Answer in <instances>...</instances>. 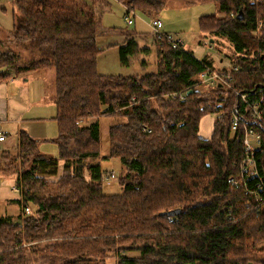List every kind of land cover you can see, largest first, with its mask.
<instances>
[{
	"label": "trees",
	"instance_id": "16d2710c",
	"mask_svg": "<svg viewBox=\"0 0 264 264\" xmlns=\"http://www.w3.org/2000/svg\"><path fill=\"white\" fill-rule=\"evenodd\" d=\"M99 1L12 0L8 45L32 48L41 57L23 60L13 49H0V81L12 73L55 69L59 133L53 142L59 157L42 154L40 139L26 131L19 134L15 157L9 161V151L2 152L8 161L0 171L23 163L17 181H25L22 198L34 212L25 222L0 217V264H27L25 249L16 248L50 237L58 239L41 251L63 264H107L110 258L117 264H264V210L251 211L253 197L239 183L244 126L231 128L232 113L243 112L245 103L227 85L210 93L201 87L205 64L214 67L208 57L160 45L153 36L156 72L101 74ZM117 1L126 14L139 10L148 16L166 3ZM187 1L220 6L222 16H201L200 29L212 40L225 37L234 45L240 71L233 72L230 84L245 93L263 89L264 96V0ZM5 43L1 40L0 48ZM148 50L127 37L121 60L127 65ZM180 93H186L184 99L173 96ZM219 105L225 114L214 120L212 136L202 138L204 119ZM261 111L263 121L253 125L264 138V103ZM117 115L127 121L110 126L106 158L120 159L126 173L118 180L122 191L107 194L96 160L99 117ZM244 120L252 123L249 114ZM60 160L64 172L47 180L58 175ZM37 183L46 191L38 192ZM171 210L179 214L168 215Z\"/></svg>",
	"mask_w": 264,
	"mask_h": 264
},
{
	"label": "rangeland",
	"instance_id": "374dc122",
	"mask_svg": "<svg viewBox=\"0 0 264 264\" xmlns=\"http://www.w3.org/2000/svg\"><path fill=\"white\" fill-rule=\"evenodd\" d=\"M163 6L160 13L153 16L145 15L141 11L136 10L135 14H132L135 22L129 24L126 21L127 10L122 3L117 0H100L99 3L96 4L97 8L95 9H97V13H100V20L102 23L99 35H97V44L102 51L98 59V71L101 74L141 76L145 73L157 71L158 56L156 44L152 40L150 34L151 28L148 24L154 16H158L162 20L166 31L182 38L185 42V50L192 52L197 58L200 59L204 56L208 57V59L212 61L214 68L221 71L224 69L234 71L236 66L239 68L236 72L240 71V66L235 64L238 55L235 53L232 42L225 37L212 40L211 37H208L200 29L199 21L201 16L211 14L222 16V11L218 4L210 1L204 3H189L187 0H166ZM13 8L14 5L12 0H0V41L4 40L6 42L4 44L5 46L8 45V41L6 40L7 36L14 27ZM132 36L140 42L142 48L149 47L150 50L147 52H140L132 57L130 63L126 65L121 60L120 47L124 45L127 37ZM207 43H211V49L205 48ZM4 47L0 49L3 51L13 49L17 51V53H20L23 60L41 57L37 50L22 45H16L15 43L9 44L6 48ZM143 62L146 64L143 65ZM0 72H4V69L0 70ZM15 76L16 75L12 73L10 78ZM12 83L13 84H9V92L15 95V99L22 101V104L26 105L27 109H23L24 116L28 114L33 118H42V122L34 124V128L43 133L41 137H38L41 141L40 147H38L40 152L42 154L59 157L58 145L53 142V139H55L59 133L57 122L53 119L57 112L55 104V69L52 67L47 71L23 72L20 73V75L18 74L17 78L13 79ZM7 85L8 84L5 86L6 90H8ZM201 87L208 92H211L214 88H208L204 85ZM215 116V114L209 115L211 118ZM23 119H25V117H23ZM5 121L4 117L0 119V130L3 132H9V130H11V136L15 137L17 133V123ZM125 121H127V118L123 115L99 117L101 144L100 155L96 160L100 161L102 171L105 175L103 186L104 192L107 194H118L122 191V187L118 180L122 173H126L120 159L106 158L110 151L109 128L113 124L123 123ZM3 151H9L8 156L5 157H8L9 159H6L10 161V157H15L17 154L18 148L17 145L15 146L13 144V140L0 144V165L6 168V162L8 160L2 157ZM87 160L89 161V159ZM63 164L64 161L60 160L57 176L48 177L46 179L56 181L64 172ZM15 167L16 169L12 168L6 173L0 171V180L5 179V181L0 184V217H10L15 221L25 222L26 218L34 212V208L32 205L27 206L22 198V190L23 188H27V186H25V181L22 178H20V181H17L18 176L21 175V171L23 170V163L19 160ZM16 171H19V175L15 173ZM113 172L115 178H111V173ZM18 182L21 183L19 184ZM37 187L40 193L46 191V188L43 189L40 183H37ZM16 189H18V191H16ZM25 206L30 208V214L24 217L23 215L26 214L23 213ZM57 239L58 238L50 237V239L44 238L34 242H25L16 249L19 250L21 247L25 249L24 255L28 259L27 264H63V260L56 259L54 254L48 251H41V249L46 247L47 243L50 244ZM260 246L264 247V242ZM107 264H117V259L110 258Z\"/></svg>",
	"mask_w": 264,
	"mask_h": 264
},
{
	"label": "built area",
	"instance_id": "2783aa9c",
	"mask_svg": "<svg viewBox=\"0 0 264 264\" xmlns=\"http://www.w3.org/2000/svg\"><path fill=\"white\" fill-rule=\"evenodd\" d=\"M132 14H135L134 10H131L126 15V21L129 24H133L135 21L132 17ZM151 28L152 36L160 45H171L174 48L185 49V42L182 38H179L177 35L168 32L164 29V23L158 16L152 17L151 21L148 23ZM205 45V44H204ZM211 43L205 45L206 49H211ZM239 68L236 66L234 71L230 70H218L214 67L205 64L204 71L200 74V84L205 87H215L217 85H227L233 89L236 94L243 100L245 103L243 112L234 111L231 118V128L235 132L239 129L240 126H244V156L239 164V183L243 186L246 192H248L252 197L253 201L249 204L251 211H261L264 210V142L263 135L259 128H255L253 124L256 122H262L263 116L261 107L264 103V96L261 95L263 89L255 90L253 92L245 93L235 89L230 84L232 80L233 72L238 71ZM186 94V93H185ZM185 94H174V97H180L181 99L185 98ZM224 109L219 105L213 114H215V119L222 117ZM246 114L251 116L252 123H246L244 117ZM6 139V135L0 133V142ZM111 178H115L114 172L111 173ZM18 191V189H16ZM23 216L30 214V208L25 206L23 209ZM262 264V263H255Z\"/></svg>",
	"mask_w": 264,
	"mask_h": 264
},
{
	"label": "crops",
	"instance_id": "0c3cea01",
	"mask_svg": "<svg viewBox=\"0 0 264 264\" xmlns=\"http://www.w3.org/2000/svg\"><path fill=\"white\" fill-rule=\"evenodd\" d=\"M204 57L200 59H203ZM16 78L17 76L12 77L4 82L0 81V119L4 117L6 120L5 122H16L17 123V130H16L17 133L15 137L11 136L12 135L11 130H9V132H3L0 130V133L6 135V139L0 142V144L13 140V144L19 147V142H20L19 134L21 133V131H26L32 137L37 138V139L38 137H41L43 133L37 131L34 128V124L42 122V118H33L32 116H29L28 114L24 116L23 109H27L26 105H23L22 101H18L17 99H15V95L9 92V88H10L9 84H13L12 81L13 79H16ZM6 84H8L7 85L8 90L5 89ZM23 117H25V119H23ZM214 120H215V117L211 118L209 117V115L204 119L201 132H200V136L202 138L209 139L212 136L211 126H213ZM4 181L5 179H1V183Z\"/></svg>",
	"mask_w": 264,
	"mask_h": 264
},
{
	"label": "water",
	"instance_id": "95a60500",
	"mask_svg": "<svg viewBox=\"0 0 264 264\" xmlns=\"http://www.w3.org/2000/svg\"><path fill=\"white\" fill-rule=\"evenodd\" d=\"M239 18H242V17H244V16H242V15H240V16H238ZM0 184H1V180H0ZM168 215H175V214H179V210H171L170 212H168L167 213Z\"/></svg>",
	"mask_w": 264,
	"mask_h": 264
}]
</instances>
